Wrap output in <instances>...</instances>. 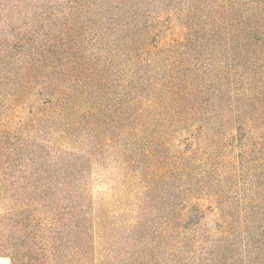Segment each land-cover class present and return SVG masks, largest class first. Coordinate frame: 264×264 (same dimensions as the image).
<instances>
[{
	"label": "rangeland",
	"instance_id": "1",
	"mask_svg": "<svg viewBox=\"0 0 264 264\" xmlns=\"http://www.w3.org/2000/svg\"><path fill=\"white\" fill-rule=\"evenodd\" d=\"M245 3L0 0V264L41 233L87 264H197L221 241L245 185L201 31Z\"/></svg>",
	"mask_w": 264,
	"mask_h": 264
},
{
	"label": "trees",
	"instance_id": "2",
	"mask_svg": "<svg viewBox=\"0 0 264 264\" xmlns=\"http://www.w3.org/2000/svg\"><path fill=\"white\" fill-rule=\"evenodd\" d=\"M245 1L247 8L230 4L214 21L216 28L201 31V39L209 40V56L199 80L204 86L220 81L218 103L228 108L239 133L236 176L242 178L245 194L242 203L224 213L221 241L197 264H264V0ZM220 29L224 31L219 35ZM173 80L172 91L182 98L197 91L195 84ZM23 209L19 222L29 229L31 217ZM42 234L34 247L22 244L19 264H87L81 256L70 258L57 237ZM74 251L81 255V250Z\"/></svg>",
	"mask_w": 264,
	"mask_h": 264
}]
</instances>
